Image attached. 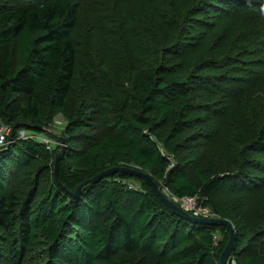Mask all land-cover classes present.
I'll return each instance as SVG.
<instances>
[{"label":"trees","instance_id":"trees-1","mask_svg":"<svg viewBox=\"0 0 264 264\" xmlns=\"http://www.w3.org/2000/svg\"><path fill=\"white\" fill-rule=\"evenodd\" d=\"M27 1L0 5V126L15 128L11 146L0 148V261L7 254L8 264H25L33 251L38 264H144L147 256L221 264L228 228L175 214L140 176L112 173L78 197L67 192L126 166L149 173L178 204L197 196L229 220V264H264V120L237 126L212 152L210 120L192 99L196 81L222 58L259 52L264 24L253 21V0H168L159 12L166 24L133 43L139 53L119 72L128 81L98 79L90 90L77 80L80 2ZM57 114L64 141L19 138L22 129L51 135Z\"/></svg>","mask_w":264,"mask_h":264},{"label":"rangeland","instance_id":"rangeland-1","mask_svg":"<svg viewBox=\"0 0 264 264\" xmlns=\"http://www.w3.org/2000/svg\"><path fill=\"white\" fill-rule=\"evenodd\" d=\"M78 1L81 4V10L74 37L79 53L77 71L79 86L88 88L94 80L109 77L127 79L128 81V76L126 77V74L123 75L119 72L124 70L127 67L126 64L139 53L137 48L132 47L133 43L139 38L138 33L146 37L149 31L154 32L157 27H160V24H166L165 19L163 20L160 17L159 12L166 8L168 0ZM22 2L26 3L28 1L0 0V5ZM40 2L42 0H33L31 4H39ZM253 6H255V13L252 15L253 21L263 22L262 24H264V0H253ZM146 14H149L147 20H145ZM213 14L211 13L210 17L207 16L204 19V22L208 23L209 29L213 28L217 19ZM252 16L241 14L239 21L243 20L247 23ZM127 30L134 33L128 41L122 35ZM214 34L219 35L220 33L216 30ZM244 38H246V32L244 37L242 35L238 39L243 43L245 42ZM119 43L128 47L118 46ZM145 47H147L146 44ZM208 49L210 50V47ZM117 50L121 52L120 55ZM257 50L258 53L243 56L236 63H233L235 60L222 58L219 66H214L209 70L208 75H203L204 77L196 81V92L192 99L200 105V108L205 109L206 119L210 120L205 126L209 128L210 133L214 132L215 134V138L210 142L212 152H220L224 140L233 135L237 126L249 129L253 125L263 123L264 35H262L261 44H259ZM220 72L228 73L219 75ZM224 78H230V81L221 82ZM255 78H259L260 81L252 83ZM205 81L208 83L204 84ZM232 81L237 82L233 89L231 88L233 84L230 85ZM239 88H244V90ZM209 90L211 92H208ZM65 126V118L62 114H57L50 130L51 135L44 134L50 144L57 145L60 143ZM167 193L170 195L168 191ZM252 194H255V192ZM170 196L172 197V195ZM32 252H30L31 256L28 257L25 264H38L36 261L37 255H33ZM4 255L6 256L2 258L0 264H8L7 254ZM162 263L156 256H147L144 261V264Z\"/></svg>","mask_w":264,"mask_h":264},{"label":"water","instance_id":"water-1","mask_svg":"<svg viewBox=\"0 0 264 264\" xmlns=\"http://www.w3.org/2000/svg\"><path fill=\"white\" fill-rule=\"evenodd\" d=\"M14 130H15V128L13 129V132H14ZM50 130L51 129H47L48 132H50ZM62 140L64 141V139H62ZM10 146H11V144L9 143L8 145H6L5 149H8ZM55 161H56V166H55L56 179L59 182L58 177H57L59 155H57V158ZM117 172H125V173L131 174V175L140 176V177L144 178L148 183H150L157 190L158 194L160 195L161 199L165 202V204L175 214H177L179 216L187 218L193 222H201V223H209V224H217V225L226 226L230 232L231 237H230V240H229L226 248L222 252L221 264H229L230 255H231L232 250L235 247V239H236V232H235V228H234L233 224L227 219L216 218V217H197V216L192 215L191 213L186 211L180 204H178L175 200L170 198L169 195L166 193V191L164 189H162V186H160L159 183H157L155 180H153L152 176L149 173H147L141 169H137V168H133V167H126V166L114 167V168H110V169L98 174L97 176H95L92 179L87 180L85 183L78 186V188L75 191L67 190V188L64 185H63V188L65 190H67L68 194H70L71 196L78 197L81 195V192H82V189L84 186L89 185V184H94V183L98 182L99 180H101L103 177L108 176L112 173H117Z\"/></svg>","mask_w":264,"mask_h":264},{"label":"built area","instance_id":"built-area-1","mask_svg":"<svg viewBox=\"0 0 264 264\" xmlns=\"http://www.w3.org/2000/svg\"><path fill=\"white\" fill-rule=\"evenodd\" d=\"M19 138L23 139H39L49 145L50 141L45 138L44 135H39L25 129L20 130ZM13 128L7 125L0 126V148L5 147L12 142ZM52 146V145H51ZM180 205L189 213L197 217H216L214 212L209 206L204 205L203 201L197 196H185L181 198H175Z\"/></svg>","mask_w":264,"mask_h":264}]
</instances>
